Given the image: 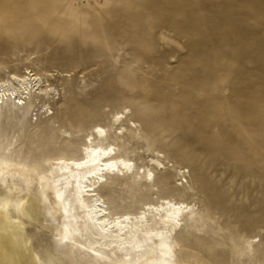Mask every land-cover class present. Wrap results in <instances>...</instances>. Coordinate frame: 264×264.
<instances>
[{"label":"rangeland","instance_id":"rangeland-1","mask_svg":"<svg viewBox=\"0 0 264 264\" xmlns=\"http://www.w3.org/2000/svg\"><path fill=\"white\" fill-rule=\"evenodd\" d=\"M0 21V80L29 71L47 90L22 115H0V158L78 156L93 127L122 128L107 143L195 206L183 264H264V0H0ZM163 104L179 122L159 118ZM199 127L218 133L220 151L201 154ZM120 176L104 198L127 188ZM10 214L44 262L83 264L59 248L52 218Z\"/></svg>","mask_w":264,"mask_h":264},{"label":"bare ground","instance_id":"bare-ground-1","mask_svg":"<svg viewBox=\"0 0 264 264\" xmlns=\"http://www.w3.org/2000/svg\"><path fill=\"white\" fill-rule=\"evenodd\" d=\"M42 84L40 77L29 71L1 79L0 115H22L27 109L26 98L32 97L34 101L47 96ZM163 108L165 114L158 115L163 122H179L171 116L172 110L167 104H163ZM148 114L153 116L154 112L149 110ZM124 118V113H118L114 121L121 123ZM120 130L122 128L110 136L102 127H93L85 143L80 145L78 156H40L42 159L38 157L37 162L30 160L33 163L30 165L15 160L12 152L8 151L10 154L5 160L1 155L0 187L4 186L7 196H0V264H54L44 262L33 251L25 235V223L20 218L13 219L11 210L25 222L36 221L42 226L45 220L52 218L60 225L50 228L59 248L80 252L83 264H183V259L193 256L184 231H190L187 222L197 217L195 206L168 197L170 195L163 192L167 188L178 194L186 192L165 181L156 185L152 169L137 166L107 143ZM192 133L191 141L203 144L201 154L220 151L218 133L203 127ZM62 149L69 152L68 147ZM152 162L160 170L165 169L161 163ZM178 173L184 172L179 170ZM119 175L130 181L129 185L121 189L118 196L114 192L113 198H104L101 190L106 182L117 180ZM8 179L19 184L10 186ZM100 180L105 182L99 185ZM33 183L37 184L35 192L31 191ZM152 186L160 192L156 198L151 197ZM20 194L24 196L20 202L10 199ZM124 202L128 205L121 207ZM253 242V239L246 241L249 251Z\"/></svg>","mask_w":264,"mask_h":264}]
</instances>
